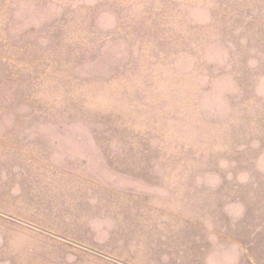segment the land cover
Returning a JSON list of instances; mask_svg holds the SVG:
<instances>
[{
  "label": "rangeland",
  "instance_id": "rangeland-1",
  "mask_svg": "<svg viewBox=\"0 0 264 264\" xmlns=\"http://www.w3.org/2000/svg\"><path fill=\"white\" fill-rule=\"evenodd\" d=\"M0 264H264V0H0Z\"/></svg>",
  "mask_w": 264,
  "mask_h": 264
}]
</instances>
